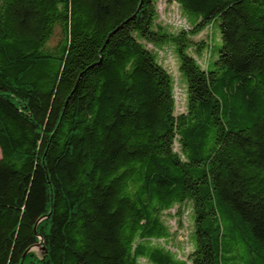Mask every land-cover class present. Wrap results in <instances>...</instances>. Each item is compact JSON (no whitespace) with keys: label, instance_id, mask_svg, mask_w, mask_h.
<instances>
[{"label":"trees","instance_id":"16d2710c","mask_svg":"<svg viewBox=\"0 0 264 264\" xmlns=\"http://www.w3.org/2000/svg\"><path fill=\"white\" fill-rule=\"evenodd\" d=\"M170 1L0 0V264H264V0Z\"/></svg>","mask_w":264,"mask_h":264},{"label":"rangeland","instance_id":"374dc122","mask_svg":"<svg viewBox=\"0 0 264 264\" xmlns=\"http://www.w3.org/2000/svg\"><path fill=\"white\" fill-rule=\"evenodd\" d=\"M158 10L161 15V20L164 23H167L172 30L178 31L181 28L189 29V22L187 18L183 15L182 10L180 6L170 0H159L158 2ZM207 30L209 31H217L218 34H220V31L218 29L217 23L214 25H209L207 27ZM207 35V31H203L200 33L197 38H205ZM220 36V35H219ZM220 44V43H219ZM217 43L215 41H211L208 45V48L205 51L204 59L199 58L200 61L204 63V67H212L214 60L216 59V48ZM151 47V46H149ZM177 54L175 55L174 47L172 45H167L164 48H162L160 52V61L165 65L166 68L169 69V71L172 73L174 80H175V96L177 100V107L176 112L180 113L185 110L186 107V85L185 82L179 72V59L178 56L176 58ZM198 58V56L196 57ZM182 215L181 220L183 226H178V218L171 217L169 219V223L172 226V230L176 231L177 236L175 235L174 242L176 244L183 243L185 245L186 252L188 251V248H190V244L188 247V244H186V240H188V233L191 231V221H190V208H182ZM175 210V209H174ZM176 212V211H173ZM35 250L40 252V247H34ZM175 250V249H174Z\"/></svg>","mask_w":264,"mask_h":264}]
</instances>
